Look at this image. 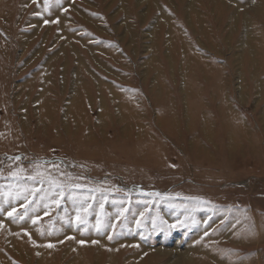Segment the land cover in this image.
<instances>
[{
	"label": "rangeland",
	"instance_id": "374dc122",
	"mask_svg": "<svg viewBox=\"0 0 264 264\" xmlns=\"http://www.w3.org/2000/svg\"><path fill=\"white\" fill-rule=\"evenodd\" d=\"M0 224V264H187L252 224L213 256L264 264V0H0Z\"/></svg>",
	"mask_w": 264,
	"mask_h": 264
},
{
	"label": "bare ground",
	"instance_id": "6f19581e",
	"mask_svg": "<svg viewBox=\"0 0 264 264\" xmlns=\"http://www.w3.org/2000/svg\"><path fill=\"white\" fill-rule=\"evenodd\" d=\"M249 43V42H248ZM254 59V58H253ZM44 73V71H43ZM113 92V91H112ZM43 94H40L38 97H41ZM117 97H119V95L117 94ZM122 97V96H121ZM120 99V97H119ZM76 106V103H74V105L71 107V109H75L74 107ZM41 107V106H40ZM42 108V107H41ZM201 124H203V122H201ZM204 125V124H203ZM225 226H223L222 228H224ZM258 226L256 224H252L250 226V228L248 229V235H246L245 237L244 236H238L236 238V234L238 233V229H234L232 227H230L229 225L226 226L224 229L222 228H219L218 230L215 231L214 235L208 237V241L209 240H213V242H206L203 243L202 241V244H200L198 247H199V250L197 251L198 254H196L195 258L192 256L187 258L186 257V260L184 259V261L187 263V264H256L254 261H256V257H254V255H248L246 258L245 257H239L237 256V254L235 253H230L229 257H221L219 258L218 256H213V252H214V248L216 245H221L219 242H226V241H230V242H233L235 241L234 243L235 244H239L240 246L241 245H245L247 243H250V242H253L254 240L257 241L258 239H260V237H262L261 235V231L259 230V228H257ZM222 229V230H220ZM8 235L10 236L9 233H11V231H7ZM239 234V233H238ZM11 237V236H10ZM18 239V238H17ZM138 239V238H137ZM30 240H32V237L30 236ZM36 240H39L37 239L36 237ZM205 240V239H204ZM207 241V239H206ZM130 242H133V241H130ZM129 242V243H130ZM217 242V243H216ZM140 245V244H139ZM142 247L141 245L140 246H137L136 247V250H133L134 252L137 251L135 254H133V264L136 262H139L143 259V251H142ZM144 247V246H143ZM189 250V249H188ZM187 250V251H188ZM193 250V249H192ZM145 251V250H144ZM174 251V250H172ZM176 251V249H175ZM191 251V250H190ZM108 252V251H107ZM147 252V251H146ZM178 252V251H177ZM194 252V251H193ZM196 252V253H197ZM110 252H108L109 254ZM166 256H167V253L165 252ZM171 254V252H170ZM183 254V253H182ZM188 256H191L190 254L186 253ZM194 254V253H193ZM132 255V254H131ZM176 255H179V254H176ZM181 257V256H180ZM108 258H112V257H108ZM182 258H183V255H182ZM167 260V259H166ZM111 261V260H110ZM183 261V260H182ZM150 262V261H149ZM153 264V262H151ZM79 264V263H77ZM140 264V263H139ZM182 264H184V262H182Z\"/></svg>",
	"mask_w": 264,
	"mask_h": 264
},
{
	"label": "snow or ice",
	"instance_id": "6c2138e0",
	"mask_svg": "<svg viewBox=\"0 0 264 264\" xmlns=\"http://www.w3.org/2000/svg\"><path fill=\"white\" fill-rule=\"evenodd\" d=\"M47 7H48V0H45V8H47ZM45 23H48V21L46 20ZM15 159L19 160L20 157H16ZM37 167H39V165H37ZM21 171H23V170H22V169L15 170V171H13L12 173H10V175H12V176H14V177H17V178L19 179V178H20V177H19V173H20ZM27 179H28V180H34V179H35V176H28ZM40 183L43 184V183H44V180L41 179V180H40ZM51 185H52V187H53L54 190L60 188V185L57 184L55 181H51ZM75 187H76V188H80L81 186H80V185H75ZM24 191H28V189H24ZM37 191H41V190H37V189H35V188L31 189V192H32L33 194H35ZM63 194H64V193L61 191V192H60V195L63 196ZM17 195H19V193H17ZM69 198H70V199H73V203H76V202H77V200L74 199L73 197L70 196ZM54 202L57 203V204H59V201H58V200H57V201H54ZM85 203H87L86 200H80V208H81V211H82L83 213H85V215H86L87 212H88V209L83 207V205H84ZM15 212H16V209L13 208L11 211L8 212V216H9V217H13ZM121 214H123V213H121ZM77 222L80 223V224H83V223L86 222V221L80 216V213H79V212L77 213ZM33 223H35V221H33ZM138 223H139V222H138ZM0 226H2V224H0ZM101 226H102V224H101V221H100V219H99V217H98V218H97V224H96L97 231L100 230ZM109 239H112V237L110 236ZM81 243H83V241H81ZM93 243H96V241H93ZM47 246H48V247H53V245H51V244H49V245H47Z\"/></svg>",
	"mask_w": 264,
	"mask_h": 264
}]
</instances>
